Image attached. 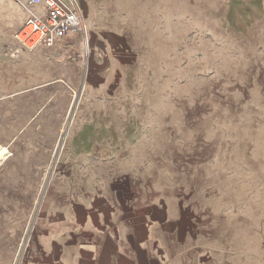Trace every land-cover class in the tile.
<instances>
[{
  "label": "rangeland",
  "instance_id": "374dc122",
  "mask_svg": "<svg viewBox=\"0 0 264 264\" xmlns=\"http://www.w3.org/2000/svg\"><path fill=\"white\" fill-rule=\"evenodd\" d=\"M77 1L89 54L81 35L27 52L0 22V146L12 153L0 174L40 197L52 176L73 194L115 200L131 182L189 222L192 212L231 214L219 224L218 260L262 264L264 0ZM107 48L104 61L134 53L135 82H83ZM92 127L113 149L85 160L81 137Z\"/></svg>",
  "mask_w": 264,
  "mask_h": 264
},
{
  "label": "crops",
  "instance_id": "0c3cea01",
  "mask_svg": "<svg viewBox=\"0 0 264 264\" xmlns=\"http://www.w3.org/2000/svg\"><path fill=\"white\" fill-rule=\"evenodd\" d=\"M258 19L264 23V12ZM25 20L18 4L0 0V22L9 31L18 30ZM78 40L80 34L69 33L57 45ZM122 49L118 58L108 61L104 57L109 48L106 53L96 52V66L90 75L86 72L83 82H135L134 53ZM17 55L25 57L20 50L12 57L19 60ZM82 135L85 160L94 152L103 158L113 149L112 141L104 143L101 128L85 129ZM57 177H50L40 197L20 185L25 182L20 178L0 174V264H226L218 260L216 247L226 244L219 224L229 225L231 214L201 218L197 212L195 218L192 212L189 222L182 209L168 204L162 194L141 190L135 183L122 187L115 200L100 193L73 194L69 187L58 185ZM10 195L15 197L13 202ZM240 221L246 225L247 215ZM10 232H16L14 238L9 236L12 240ZM261 242L257 257L264 264L263 234Z\"/></svg>",
  "mask_w": 264,
  "mask_h": 264
},
{
  "label": "built area",
  "instance_id": "2783aa9c",
  "mask_svg": "<svg viewBox=\"0 0 264 264\" xmlns=\"http://www.w3.org/2000/svg\"><path fill=\"white\" fill-rule=\"evenodd\" d=\"M26 13L14 39L22 50L52 48L69 33L83 37L89 54L90 40L83 9L77 0H13ZM7 156V155H6Z\"/></svg>",
  "mask_w": 264,
  "mask_h": 264
},
{
  "label": "bare ground",
  "instance_id": "6f19581e",
  "mask_svg": "<svg viewBox=\"0 0 264 264\" xmlns=\"http://www.w3.org/2000/svg\"><path fill=\"white\" fill-rule=\"evenodd\" d=\"M86 23H87V20H86ZM87 30H88V36H89L88 23H87ZM11 156H12V153L8 151V149L5 146H0V168H2L8 162Z\"/></svg>",
  "mask_w": 264,
  "mask_h": 264
}]
</instances>
